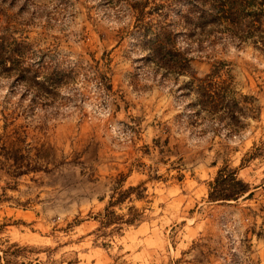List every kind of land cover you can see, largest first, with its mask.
<instances>
[{
	"label": "rangeland",
	"instance_id": "1",
	"mask_svg": "<svg viewBox=\"0 0 264 264\" xmlns=\"http://www.w3.org/2000/svg\"><path fill=\"white\" fill-rule=\"evenodd\" d=\"M190 2L0 0L24 74L60 84L31 110L25 78L0 74V133L13 114L7 133L46 168L16 188L0 169V264H264V49L226 37L190 49ZM157 43L197 77L225 63L216 118L194 113L191 74L161 67ZM224 165L250 190L210 200ZM131 186L102 223L112 188Z\"/></svg>",
	"mask_w": 264,
	"mask_h": 264
},
{
	"label": "trees",
	"instance_id": "2",
	"mask_svg": "<svg viewBox=\"0 0 264 264\" xmlns=\"http://www.w3.org/2000/svg\"><path fill=\"white\" fill-rule=\"evenodd\" d=\"M189 4L191 6L187 13L182 16V19L185 25V35L191 44L190 49L196 44L198 49L201 50L204 43L209 42L210 45H213L217 39L224 37L231 38L239 45L251 41L255 46L264 49V0H191ZM11 39L12 41H10ZM157 44L156 48L153 49V54L161 67L176 75L189 72V60L184 58L182 53L178 52L173 46ZM17 45V40L10 32V27H4L0 23V74L10 75L17 71L21 81L25 78L26 93H33L32 110L33 107L39 104V100L48 101L54 91L59 89L60 84L54 77L45 76L42 79L37 73L30 77L25 75L24 72L28 73L31 70L20 68L26 52L23 47L20 48L21 46ZM170 56L174 58L172 60V62L174 61L173 64L171 59L168 58ZM176 59L177 61H175ZM224 65V62L217 61L215 68L203 77H197L194 73L189 72L193 79L188 83V89L196 93V100L192 103V106H198V110L194 112L197 116L205 112L206 117L216 118V113L223 102V93H228L227 82L220 78L221 69ZM260 110L259 105H254L251 108L252 116L258 118ZM27 112V110H24V113ZM12 117L15 118L13 114L5 116L4 132L0 133V155L4 158V160L0 159V169L4 168L11 178V182L7 183V187L16 188L19 184L18 179L23 175L46 170V168H43L39 160L33 159L31 147L28 149L18 147V145L25 143L23 138H11L7 133L8 127L13 123V120L9 122ZM202 119H205V117ZM139 188L140 186H131L121 192L118 197H116L117 188H112L111 200L105 213L107 221L102 223L110 224L113 221L110 218L113 211H110L109 208L123 203L133 191ZM249 190V184L238 178L236 169L224 165L219 170L215 180L210 183L209 198L213 201L236 199ZM3 191L0 202L6 196V187L3 188ZM137 197L142 198L143 192H137ZM131 215L125 220L126 223L136 222L142 216L141 214L132 213Z\"/></svg>",
	"mask_w": 264,
	"mask_h": 264
}]
</instances>
